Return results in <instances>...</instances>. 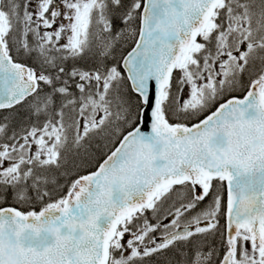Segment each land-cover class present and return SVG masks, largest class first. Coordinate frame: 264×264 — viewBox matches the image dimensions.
<instances>
[{"label": "snow or ice", "instance_id": "obj_1", "mask_svg": "<svg viewBox=\"0 0 264 264\" xmlns=\"http://www.w3.org/2000/svg\"><path fill=\"white\" fill-rule=\"evenodd\" d=\"M0 264H264V0H0Z\"/></svg>", "mask_w": 264, "mask_h": 264}]
</instances>
